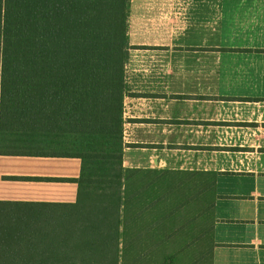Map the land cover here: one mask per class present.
<instances>
[{"label":"trees","instance_id":"1","mask_svg":"<svg viewBox=\"0 0 264 264\" xmlns=\"http://www.w3.org/2000/svg\"><path fill=\"white\" fill-rule=\"evenodd\" d=\"M129 7L0 0V155L82 162L74 203L0 201V264H173L171 221L198 188L211 207L192 231L212 254V175L123 166Z\"/></svg>","mask_w":264,"mask_h":264},{"label":"crops","instance_id":"2","mask_svg":"<svg viewBox=\"0 0 264 264\" xmlns=\"http://www.w3.org/2000/svg\"><path fill=\"white\" fill-rule=\"evenodd\" d=\"M128 25L123 166L212 175L211 264H264V0H130ZM81 165L0 155V201L74 203Z\"/></svg>","mask_w":264,"mask_h":264},{"label":"rangeland","instance_id":"3","mask_svg":"<svg viewBox=\"0 0 264 264\" xmlns=\"http://www.w3.org/2000/svg\"><path fill=\"white\" fill-rule=\"evenodd\" d=\"M179 177L185 179L194 178L187 174L179 175ZM185 194L187 195L186 202L181 207L177 218L171 221L176 228L182 230L181 234H175L172 238L174 243L178 244V248L180 249L181 247L180 252H176L173 264H211V245L207 241L205 243L195 240V235L199 233V237L201 236L200 228L194 227L192 231V227L196 225V219H198V227H201V223L206 222L207 211L211 207L209 205V197L204 195L199 188L195 192Z\"/></svg>","mask_w":264,"mask_h":264}]
</instances>
